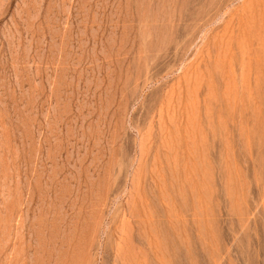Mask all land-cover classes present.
<instances>
[{"label":"rangeland","instance_id":"1","mask_svg":"<svg viewBox=\"0 0 264 264\" xmlns=\"http://www.w3.org/2000/svg\"><path fill=\"white\" fill-rule=\"evenodd\" d=\"M0 264H264V0H0Z\"/></svg>","mask_w":264,"mask_h":264}]
</instances>
